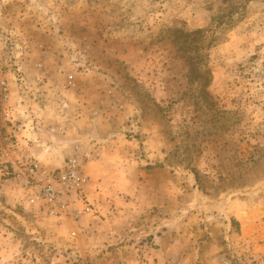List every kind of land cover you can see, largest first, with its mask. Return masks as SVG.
Masks as SVG:
<instances>
[{"label":"rangeland","instance_id":"374dc122","mask_svg":"<svg viewBox=\"0 0 264 264\" xmlns=\"http://www.w3.org/2000/svg\"><path fill=\"white\" fill-rule=\"evenodd\" d=\"M0 128L99 210L0 178V264H264V0H0Z\"/></svg>","mask_w":264,"mask_h":264},{"label":"built area","instance_id":"2783aa9c","mask_svg":"<svg viewBox=\"0 0 264 264\" xmlns=\"http://www.w3.org/2000/svg\"><path fill=\"white\" fill-rule=\"evenodd\" d=\"M1 90L8 98L5 80L1 81ZM14 135L0 128V178L13 182L25 194L28 205L38 206L50 217L75 222L99 211L89 196L91 182L86 165L93 157L91 151L77 147L60 167L48 170L27 142L13 141Z\"/></svg>","mask_w":264,"mask_h":264},{"label":"trees","instance_id":"16d2710c","mask_svg":"<svg viewBox=\"0 0 264 264\" xmlns=\"http://www.w3.org/2000/svg\"><path fill=\"white\" fill-rule=\"evenodd\" d=\"M200 33H201L200 30H198V31L191 33V34H194L195 36H199ZM191 34H189L188 36H191ZM189 66H190V68H189L190 74L189 75H192V78L194 77L193 80L201 79L200 82L202 85L208 84V82L210 81L209 76H208V73H209L208 70L201 68L200 71H198L195 69V67L191 66V64ZM193 173H194L196 179L199 180V172L197 170L193 169Z\"/></svg>","mask_w":264,"mask_h":264},{"label":"crops","instance_id":"0c3cea01","mask_svg":"<svg viewBox=\"0 0 264 264\" xmlns=\"http://www.w3.org/2000/svg\"><path fill=\"white\" fill-rule=\"evenodd\" d=\"M31 151H32V153H36V154H37V151H35V150H32V149H31ZM34 155H35V154H34Z\"/></svg>","mask_w":264,"mask_h":264}]
</instances>
